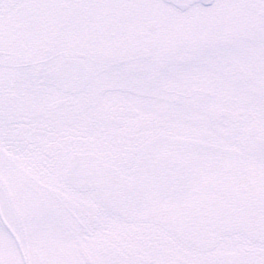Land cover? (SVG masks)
I'll use <instances>...</instances> for the list:
<instances>
[{"label": "snow or ice", "instance_id": "obj_1", "mask_svg": "<svg viewBox=\"0 0 264 264\" xmlns=\"http://www.w3.org/2000/svg\"><path fill=\"white\" fill-rule=\"evenodd\" d=\"M0 264H264V0H0Z\"/></svg>", "mask_w": 264, "mask_h": 264}]
</instances>
